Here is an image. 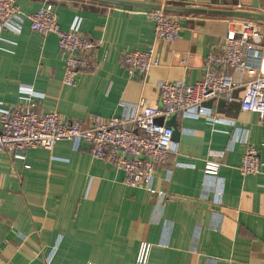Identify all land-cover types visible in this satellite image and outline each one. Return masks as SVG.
I'll list each match as a JSON object with an SVG mask.
<instances>
[{
  "label": "crops",
  "instance_id": "0c3cea01",
  "mask_svg": "<svg viewBox=\"0 0 264 264\" xmlns=\"http://www.w3.org/2000/svg\"><path fill=\"white\" fill-rule=\"evenodd\" d=\"M125 1L16 0L23 13L50 3L62 30L79 20L95 46L88 54L94 67L65 85L55 34L32 31L27 19L19 31L2 28L0 108L24 105L26 88L39 110L89 126L94 117L119 115L121 102L156 105L159 82L192 84L202 77L211 45L225 41L236 17L164 10L181 24L179 37L166 42L154 36L152 5L264 13V0ZM251 21L264 52V21ZM148 46L158 65L131 75L122 56ZM204 106L215 121L175 115L178 151L155 168L152 192L127 186L123 170L92 158L84 142L29 148L24 160L0 152L2 263L139 264L146 242V264H264V168L245 175L238 169L243 130L264 161V120L237 101L213 99ZM228 147L217 173L205 174L208 152Z\"/></svg>",
  "mask_w": 264,
  "mask_h": 264
},
{
  "label": "built area",
  "instance_id": "2783aa9c",
  "mask_svg": "<svg viewBox=\"0 0 264 264\" xmlns=\"http://www.w3.org/2000/svg\"><path fill=\"white\" fill-rule=\"evenodd\" d=\"M148 15L153 22L155 38L172 42L179 37L181 24L176 16L161 9L151 10ZM25 19L32 31L42 36L56 35L58 49L64 57L63 84L74 85L80 72L94 67V60H89L88 54L95 46L82 35L79 20L74 21L68 30H62L50 3L34 13H23L16 0H0V30L19 31L20 23ZM122 64L131 75H144L158 65V56L155 48L148 46L126 52ZM157 91L156 105L144 100L121 102L119 115L105 121L97 116L89 126H84L80 120H64L56 111L39 110L34 92L24 88L23 93L28 95L24 105L0 108V152L24 160L29 148L52 149L61 140L84 142L89 145L92 158L110 162L123 170V181L127 186L152 192L155 168L162 165L170 153L178 151V145L172 139V127L157 123V117L166 120L179 114L215 121L204 103L217 99L237 101L240 109L256 112L259 120H264L262 34L251 20L236 18L225 41L221 45H211L199 80L192 84L162 81L157 84ZM241 133L240 140L246 143V147L238 169L242 175L259 173L264 168V161L257 149L247 143V130ZM233 139L238 140L236 134ZM228 149L208 152L205 174L217 173L216 168L222 163L220 159ZM24 167L28 165L24 164ZM148 253L149 244L142 242L136 261L146 264ZM0 264H3L1 255Z\"/></svg>",
  "mask_w": 264,
  "mask_h": 264
},
{
  "label": "water",
  "instance_id": "95a60500",
  "mask_svg": "<svg viewBox=\"0 0 264 264\" xmlns=\"http://www.w3.org/2000/svg\"><path fill=\"white\" fill-rule=\"evenodd\" d=\"M115 3H124L125 0H108ZM126 2V1H125ZM152 7L156 9L163 10H174L179 12H193V13H209V14H218L223 16H231L236 18H245L251 20H261L264 21V13L263 12H248V11H240V10H214V9H200V8H184V7H169L164 5H152ZM175 115H171L166 120L163 117H157L155 121L157 123H164L166 126H170L173 129L172 139L178 132L175 125Z\"/></svg>",
  "mask_w": 264,
  "mask_h": 264
},
{
  "label": "rangeland",
  "instance_id": "374dc122",
  "mask_svg": "<svg viewBox=\"0 0 264 264\" xmlns=\"http://www.w3.org/2000/svg\"><path fill=\"white\" fill-rule=\"evenodd\" d=\"M263 54H264V52H263Z\"/></svg>",
  "mask_w": 264,
  "mask_h": 264
}]
</instances>
